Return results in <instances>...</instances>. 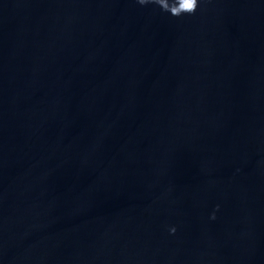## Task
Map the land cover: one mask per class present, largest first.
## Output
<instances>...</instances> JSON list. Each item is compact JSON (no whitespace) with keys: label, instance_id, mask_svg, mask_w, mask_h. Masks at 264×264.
I'll use <instances>...</instances> for the list:
<instances>
[{"label":"water","instance_id":"95a60500","mask_svg":"<svg viewBox=\"0 0 264 264\" xmlns=\"http://www.w3.org/2000/svg\"><path fill=\"white\" fill-rule=\"evenodd\" d=\"M0 264H264V0H0Z\"/></svg>","mask_w":264,"mask_h":264},{"label":"clouds","instance_id":"9594fccd","mask_svg":"<svg viewBox=\"0 0 264 264\" xmlns=\"http://www.w3.org/2000/svg\"><path fill=\"white\" fill-rule=\"evenodd\" d=\"M137 2L140 5L155 4L159 6L162 11L168 12L176 17L185 13L193 14L199 6V0H137ZM171 231L174 233L176 228L172 227Z\"/></svg>","mask_w":264,"mask_h":264}]
</instances>
